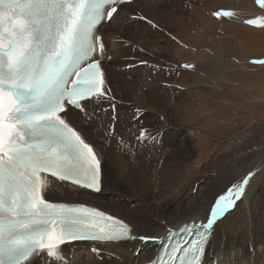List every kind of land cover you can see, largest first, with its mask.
I'll return each instance as SVG.
<instances>
[{"label":"snow or ice","instance_id":"1","mask_svg":"<svg viewBox=\"0 0 264 264\" xmlns=\"http://www.w3.org/2000/svg\"><path fill=\"white\" fill-rule=\"evenodd\" d=\"M131 2L0 0V264H35L42 254L67 264L61 246L71 241L157 239L133 235L128 223L96 208L45 198L52 190L49 176L101 191L102 158L71 118L79 114L91 120L97 106L115 99L101 63L106 49L97 25L112 21L119 6ZM256 4L264 9V0ZM213 15L231 18L236 13ZM245 23L264 28V16ZM110 107L109 134L117 121L115 104ZM138 139L146 142L152 135L141 129ZM254 175L249 171L221 190L203 220L170 231L167 246L150 264H205L215 229L247 199Z\"/></svg>","mask_w":264,"mask_h":264},{"label":"rangeland","instance_id":"2","mask_svg":"<svg viewBox=\"0 0 264 264\" xmlns=\"http://www.w3.org/2000/svg\"><path fill=\"white\" fill-rule=\"evenodd\" d=\"M137 8L140 9L139 5L133 7V14L137 13ZM160 8H163L165 13L168 12L169 18L163 22L167 24V21L171 20L167 30H164L162 22L155 23L151 31L133 33V24L141 23L138 20L136 22V18L132 19L128 26H121L126 28L121 34L132 33L135 41L138 36L139 41L147 39L158 48L155 53L152 52L153 56L143 57L144 61H147L143 64L155 77V89L149 90L145 86L147 78L143 79L142 84L143 90L154 96L155 103H162L165 108L139 105L140 112L134 114L142 123L140 128L150 132L152 139H148V143L152 144L159 133L166 134L170 129L166 138L171 140L169 146L155 153L159 160L154 163L153 205L144 197L137 200L132 197L130 201L136 209L139 204L143 216L146 214L145 218H152L158 211H171V214L176 215L175 212L181 210L178 207L182 202H188L189 205L194 197L205 199L215 191L218 183L215 187L209 184L210 181L219 182L222 174H232L234 178L239 173H235V170L241 171L248 166L264 163V64L252 63L253 60H264V28L245 23L246 20L264 16V9L256 4V0H155V10ZM221 10L233 11L236 16L217 18L213 15ZM117 23L116 26L113 25L114 28H104L106 40L110 44L116 42L111 39L113 37L117 39L118 44L125 43L126 37L111 36L120 28ZM131 25L133 29L129 28ZM130 44L127 43V49ZM138 44L141 45L140 42ZM143 52L147 55L146 51ZM114 56L108 58L107 64L105 63L109 67L121 61L118 56ZM186 63L194 67L183 68L182 65ZM125 69L123 66H117V70L121 71L120 77L127 79L128 83H136L133 82V73H128ZM143 75L146 77L149 73L144 71ZM120 77L118 79L122 80ZM108 86L112 89V82H109ZM110 94L115 99L103 103L106 104L105 108L108 107V116H112L110 105L113 103L116 114L121 112L123 115L128 113L133 116V112L127 109L122 112L118 107L128 108L134 97L124 94L123 97L126 98L121 99L112 92ZM102 106L96 108L101 109ZM96 118L97 116L93 117L96 126L86 125L89 132L98 133L95 136L101 133ZM176 120L178 125L170 127ZM124 125L127 128V125ZM92 128L94 130L90 131ZM135 129L137 130V127ZM99 139H103L101 134ZM161 143H164V140ZM138 153L151 157L145 146L141 147ZM135 156L136 153L126 158L134 162L138 160ZM254 161L257 162L253 163ZM167 163L172 168V171H167V175L174 180L171 185L163 182L162 178L166 177L162 174L163 169L161 173L158 170L161 164ZM159 178L161 184L157 183ZM261 186L264 194V177ZM122 194V198H130L132 195L126 184L122 185ZM143 200L147 201L146 204ZM115 201L119 202V198H115ZM257 215L258 221L264 227V206L257 210ZM190 221L192 220L188 222ZM211 248L214 255L228 264V257H223L215 251L214 241ZM63 250L66 257L67 249ZM92 254L96 255L97 260H102L101 254ZM71 260L66 257L67 264H70ZM37 261L48 260L39 258L35 260Z\"/></svg>","mask_w":264,"mask_h":264},{"label":"bare ground","instance_id":"3","mask_svg":"<svg viewBox=\"0 0 264 264\" xmlns=\"http://www.w3.org/2000/svg\"><path fill=\"white\" fill-rule=\"evenodd\" d=\"M135 5H139L140 7V9H135L138 14H133L132 12ZM164 11L163 8L158 9V11L155 10V0H132L130 4L119 6L118 13L114 16L112 21L107 24L104 22L98 26L99 30L103 26H105L106 29H109L110 27L114 28L113 25L116 26V23L118 22L117 26L120 28L117 29L118 32H114L111 36H117L119 38L126 37V39H124V44H118L115 37L111 39L116 40V42L113 41L112 44H110L108 41L112 50L111 56H114L113 54L116 53L115 56H118V59H121V61L110 67L102 61V65L105 69L108 83L112 82L113 88L111 89V92L118 95L121 99L126 98L123 97L124 94L134 97L132 99L133 102H131L132 104H128V108L118 107L119 111L123 112L127 109L130 112H133V116L128 113L123 115L121 112L116 114V116L119 115V117L117 116L115 131L109 134L108 128L112 123L111 117L106 114V111L102 110V108L107 109L108 107L105 108L106 104H104L101 109L96 108L93 117L97 116L96 120L100 121V134L103 138L101 140L99 139L100 134L97 135L99 136V138H97V136H95L98 134L97 132L94 134L85 128V125L93 122V118L86 121L82 115H73L71 118L73 124L78 126V130L82 131V134L94 145L102 158L101 191L99 193H94L89 190L79 189L69 184L59 183L50 179L53 182L52 190L46 195L47 197L50 195L53 200L68 203H84L98 207L106 213L128 223L133 229V235L137 237L146 235L156 237L157 239L149 243H144L139 239L120 242L76 241L67 242L61 247L62 249H67L65 254L69 259H72L69 262L70 264L149 263L158 254L164 239L170 231H177L183 226V223L188 222L189 220H203L207 214L206 210L210 207L213 202L212 200L216 197L215 195L221 190L226 189L233 179L242 177L249 171H254L255 175L250 182L251 191L247 193V199L238 203L237 208L217 226L211 243L214 241V246L216 247L215 251L220 253L223 257H228V264H264V227L262 223L258 221L259 215H257V210H261L264 206V194L262 193L261 186L264 177V163H258L256 166H248L241 171L235 170V173L239 172L237 177L232 178V174H222V179H220L219 182H215V180L210 181L209 184L215 187H217L216 183H218L216 190L219 189L220 191H213L205 199L194 197L189 205L188 202H182V205H179L178 207L181 210L175 212L176 215L171 214V211L165 213L158 211L155 212V215L153 214L152 218H145L144 216L146 214L143 216V212H141L142 208H139V204L136 209V207L130 203L132 197H135L136 200L144 197L147 201L151 202L150 205H153L152 203H154L153 200L155 197V192L153 191V187L155 186L154 163L159 160L158 155L155 153L160 150L163 151V148L165 147L167 148L169 146L168 143L171 142V140L169 138L166 140L170 133V129H168L169 131L166 129V134L159 133L157 139L155 138L154 144L148 143V140L145 142L138 139L142 123L134 112H140L139 108L141 107L139 105H142L143 107L144 105H149L152 108H165L162 103H155L154 96L145 92L143 90L144 85L142 84L143 79L147 78V83L144 82V84H146L145 86L149 90L155 89V77L150 74L151 70L148 69L142 61H144V56H153L152 52L155 53V50H158V48L155 46V43L148 41L147 39L139 41L138 36H136L135 41L131 36L132 33L130 35L121 34L126 30L125 27L121 26H128L129 22L136 18V22L138 20L141 21V23H134V29L132 25L129 27H132L133 33L151 31L153 30L155 23L161 24L169 18L168 12L165 13ZM139 16L147 17L153 21V24L150 25L146 21L140 20L138 18ZM170 21L171 20H168L167 24L165 22L161 24L165 27L164 30H167V27L170 26ZM183 21H185V19ZM187 22L189 23L188 19ZM190 22L193 23V21ZM138 42H140L141 45H139ZM127 43H131L129 49L126 47ZM143 50L147 52V55H144ZM103 58H105V55H103ZM106 58L108 60L109 57L106 55ZM117 66L120 68L123 66L126 68L125 70H128V73H133V82L136 83H128L127 79L121 78V71L117 70ZM195 66L197 67V65ZM144 71L149 73V76L145 77L143 75ZM118 77L122 80H119ZM118 83L124 86H121L120 84L118 85ZM97 111L99 112L96 114ZM102 120H104L105 123ZM177 121L178 120L171 124L170 127H176L178 125ZM124 124L127 125V128L124 127ZM99 126L98 129L100 128ZM136 127L137 130L135 129ZM128 128H131V130H128ZM163 140L164 143H161ZM143 146L148 149L151 157L138 153ZM134 153H136L135 158L138 160L131 162L126 156H130ZM256 162L257 161H254L253 163ZM168 165L169 163L166 165L161 164L158 170L161 173V169H163L162 174L166 175V177L162 178L163 182L171 185L174 180L167 175V171H172V168ZM231 171L234 172V170ZM158 182L161 184V178L157 179V183ZM123 184H126L129 187L132 194L130 198H126L129 196L122 198ZM115 198H119V202H116ZM147 201H144L145 204ZM211 243L206 250L204 257L205 264H214L217 260L219 261V264H227L223 259L214 255ZM89 250L93 253L101 254L102 260H97L96 255L92 254ZM39 258L48 260L45 256H38L34 258V261ZM35 263L46 264V262L40 261ZM47 264L53 263L52 261H47Z\"/></svg>","mask_w":264,"mask_h":264}]
</instances>
